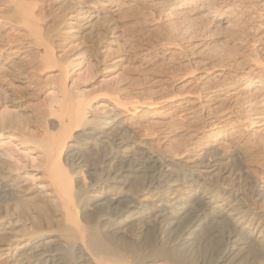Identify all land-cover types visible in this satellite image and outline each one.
Masks as SVG:
<instances>
[{
	"label": "bare ground",
	"instance_id": "bare-ground-1",
	"mask_svg": "<svg viewBox=\"0 0 264 264\" xmlns=\"http://www.w3.org/2000/svg\"><path fill=\"white\" fill-rule=\"evenodd\" d=\"M143 1L0 0V103L5 100L9 109L0 113V264H205L203 239L198 238L203 233L218 248L208 264H223L239 244L243 246L237 255L251 247L249 257L264 264V198L250 189L255 177L243 170L230 180L225 175L228 170L220 168L224 152L208 161L212 146L222 139L217 120L224 110L212 109L223 105L227 93H239L232 91V81L225 82V65L218 67L213 84L203 81L194 92H181L182 98L160 94L161 87L151 88L149 98L145 89L141 90L145 97L138 90L133 97L121 83L110 80L100 83L105 87L98 97V85L70 76L76 57H90L100 72L130 65L129 53L117 49L124 36L120 20L127 19ZM152 1L161 2L168 19L176 21H183L197 6L207 5V0ZM263 6L262 2V10ZM230 7L222 10L223 16ZM226 18L218 20L229 26ZM255 28L261 31L264 20H258ZM187 35L181 32V38L177 34L175 38L187 42L192 34ZM252 62L234 80H244L242 89L248 91V100H243V119L247 128L255 127L256 134L264 131L260 124L264 119V59ZM206 74H200L201 79ZM142 99L168 103L171 118L155 131L164 138L156 153L147 150L154 143L143 122L151 108L139 102ZM201 119L207 123L206 139L215 144L205 146V139L193 128ZM97 132L121 143L113 147L107 137L99 140L105 137ZM202 147L203 152L196 154ZM83 149L98 160L97 167L84 161ZM70 150L74 153L65 158L66 164L61 155ZM128 155L134 160L132 165L118 166L110 178L118 156L124 163ZM199 166L214 168L215 177L201 183L191 175L179 176L178 170ZM78 168L98 171L96 177L105 178L104 185L90 186L92 196L73 183L77 172L72 169ZM134 173L135 181L145 179L141 195L124 192ZM159 178L166 180L161 183ZM226 180L230 183L225 188L241 191V198L220 195L225 188L219 185ZM175 182L181 186L173 192L162 189ZM240 259L234 264H241Z\"/></svg>",
	"mask_w": 264,
	"mask_h": 264
},
{
	"label": "rangeland",
	"instance_id": "rangeland-1",
	"mask_svg": "<svg viewBox=\"0 0 264 264\" xmlns=\"http://www.w3.org/2000/svg\"><path fill=\"white\" fill-rule=\"evenodd\" d=\"M261 1L264 5V0H207L205 1L207 5L203 4L197 6V8H195L194 11L191 12L192 14L189 13V15L183 18V21L182 19H177L180 22L176 21V19H172L173 21H175L173 22L172 20L168 19L166 15L167 13L164 12L165 6L161 2L155 3V1L152 0H145L133 7L127 19L120 20V30L125 37L123 36V40L118 42L119 48L117 49H123V51L126 50V52L129 53V57L130 59H132L130 60V65L128 63L120 67H110L100 72L99 69L96 68L93 59H91L90 57H80L81 59L76 57L70 65V76L75 74L76 76H79V80L83 82L87 80V84H93L95 86L98 85V88L102 87V85L104 84L103 82H105L106 84V82L109 80L112 82H116L117 84L121 83L123 88L125 87V89L128 90L127 92L130 91L133 97L137 95L138 92L139 96L141 93L143 95V92H145L146 98H149L147 97V95H149L147 93L151 88L158 89L161 87L162 92L160 89V94L169 96L176 95L177 98H182V96L184 95H181V92H194L197 86H199L203 81L209 82L210 80V84H213L212 79H216V77L214 76L219 72L218 67L222 63L226 66L224 69V80H226L225 82H227L228 80L230 82L232 81V91H236L237 93H239L235 94V96L237 95V98L230 95V93L229 95L227 93L228 97L224 96L225 100L223 101V105H219L212 109L221 111V109L223 108L224 110V112H222L221 114V119L218 118L220 120H217V122H219L221 125V128L217 130V134H219L222 139L220 140V143L218 145L212 146V158L208 157V161H212L214 158L218 159V156H221V152L226 153V158L220 162V164H222L220 165V168H225V170H228L227 174L225 175H228V178L230 180H234L239 176V173L241 171L249 170L250 174L252 173L251 176H253V178L255 177L256 179V181L250 185V189L253 192L257 193L258 198H264V131L255 134L253 133L255 127H246L248 123H246V121H244L243 119V116L245 114L243 102L245 100H248V91L245 92L242 89L244 87V80H240L241 82H236V77H238L244 70L250 67L253 63L252 61H254L256 58L264 59V28L261 31H257L255 28L258 20H264V9L262 10V7H260V4H262ZM232 4L234 5L231 6ZM229 7L230 9H227L228 13H225V15L223 16L222 10H225ZM205 8L209 9L208 13L203 12ZM219 17H223L224 19L227 17L226 19H229L228 21H230V25L226 26L225 24L221 23L218 20ZM172 29L173 31L180 30L184 36H186L187 33L192 34V36H190V41L186 42V39L184 41L179 38H175L176 34L178 37H180L179 35L181 32L178 31V33L174 34L173 32H171ZM168 30L170 31V34L166 35L168 34ZM185 31L187 32L186 34L183 33ZM172 34L173 36H171ZM172 39H174L175 41H172ZM172 42H175L177 45H171V47L173 46L172 48L168 47V45H170L169 43ZM111 47H113L114 49L116 48L115 46ZM128 65L131 66L129 71L127 69L129 68ZM190 71H193L191 75L188 73ZM206 72L207 78L204 80L201 79L200 74L202 75ZM187 73L188 76L190 75L188 78L185 75ZM101 82L103 84H100ZM125 82H127L129 85ZM130 84H132V86H130ZM125 85L129 86V88ZM104 87L105 86H103L102 89L99 88L100 90H98V88L96 87V95L95 92L93 95L97 96L98 94V97L99 95L101 96ZM133 90L135 91L134 93H136L137 90L138 92L134 94ZM143 96L145 97V94ZM3 102H5V100H3ZM3 102L0 103V113L4 112L5 110H9L8 108H5V103ZM139 102L151 108L150 111H146L147 113H145L143 125H145L144 129L146 134L148 135L147 137L151 140L152 143H154L152 148L150 147V149L148 148L147 150L152 153H156L158 151L157 146L160 147L161 144L164 143V140H162L164 138H162V136L157 134L155 131L162 128L165 123H167V121H170L169 119L171 118V115L168 114V103L165 102L161 104H155V102H153V99L152 101H149L148 99H142ZM252 109L257 108L253 107ZM238 118H241L242 120H240L239 122H235V120H237ZM263 120L264 119L260 120V124H264ZM203 126L204 128L201 129ZM193 128H195L196 131H199L198 135H202L200 136L202 139H205V141H203L205 143V146L215 144V142L208 141L206 139L208 133L205 132L207 123L204 121V119L198 121ZM86 131L93 132L91 130ZM97 134L99 136L105 137L101 139L99 137V140L106 139L107 137L106 140L110 141L113 147H116L117 144L121 143L120 139H110L108 135L105 136V134L101 132H97ZM83 139H85V136H83ZM84 141L86 142V139ZM221 142L224 144H222ZM103 145L105 147V144ZM83 147L86 149V145H83ZM101 149H103V147H101ZM145 149L146 148L144 147L138 148V150L143 153L147 152V150ZM152 149L153 151H151ZM203 149L204 147L201 148L200 152L197 151L195 153H202ZM83 150H80V152L82 153V158H84V161L89 162L91 163V165L93 164V166L97 167V165L99 164V162H97L98 160L91 158L88 155L87 150ZM73 153V150L63 153L61 155L63 162L67 164L65 158L67 156H71V154L73 156ZM198 157L200 158V156ZM198 157L194 161H198ZM121 158L122 157L118 156V158L115 160L116 165L114 164L113 166V172L111 171L112 173L110 175V178L114 177V173L116 172L115 170L119 168L118 166L124 165L126 166L125 168H127L129 164L132 165V163L134 162L130 155L125 157L126 159L124 160V163H121ZM223 165L225 166L223 167ZM163 169L166 170V168ZM72 170H74L73 172H77L76 174H73L75 176V181L73 183L77 185L78 182V186H80L79 190L81 192H86L88 196H92L94 194V190H91L90 186L93 185L92 188H96L97 185H104L105 183V181H103V179L105 178H101V176L100 178L98 176L96 177V175H98V171H96L97 173L91 170L87 172V170H84L83 168ZM178 173L179 176L191 175L195 178H198L201 183H204L212 180L215 177L216 171H214V168L199 166L192 169L182 168L178 170ZM140 174L141 173L136 172V175ZM132 175H130L129 177L128 185L124 188V192L127 191L125 192L126 194L135 192L138 193V195H141L142 187L145 184V179L143 178L139 181H135V173ZM159 180L162 183V181H165L166 179L159 178ZM178 183L180 182H175V186H166L162 189H165V191L167 190L168 193H171L175 190V188H180L181 185H179ZM229 183V180L222 182L219 185L220 189L225 188V186ZM112 185L113 184L111 183V186ZM151 194H153V192H150L148 194L146 193L144 194V197H147ZM220 195L223 197H231V195H234L239 199L241 198L242 192L232 190L231 188H225L224 191H221ZM261 211L264 214V205L263 207H261ZM102 224H104V222H101L99 225L102 226ZM198 238H200L201 240L203 239L201 242V245L203 246H201V251H204L203 255L205 253V264H208V262L211 261V258H214V256H216L215 254H217L218 248L216 247L214 242L208 240V235L206 233H203ZM242 246V244L237 245V248L233 250L230 255H228L226 261L223 264H234L236 263V260L238 262L240 258V261H242V263L244 264H247L248 262H250L249 264H251L252 262L253 264H256L253 258L249 257V255L251 256L250 253H252L251 247L250 249L246 248L241 252L239 251L240 254L237 255V250H240L239 248H241ZM70 255L73 254L70 253Z\"/></svg>",
	"mask_w": 264,
	"mask_h": 264
}]
</instances>
